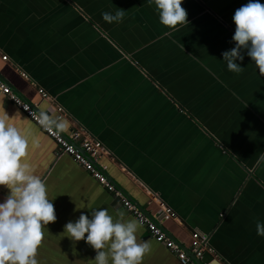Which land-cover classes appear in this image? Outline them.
Listing matches in <instances>:
<instances>
[{"label":"crops","instance_id":"crops-1","mask_svg":"<svg viewBox=\"0 0 264 264\" xmlns=\"http://www.w3.org/2000/svg\"><path fill=\"white\" fill-rule=\"evenodd\" d=\"M247 3L184 0L188 24L171 30L147 0H0L4 80L55 114L44 89L65 111L64 135L76 127L99 140L109 175L147 215L158 214L153 195L170 206L178 219L163 229L188 253L193 231L208 235L214 252L203 264H264L256 230L264 223V76L246 50L240 73L222 56L235 47L233 16ZM119 9L122 23L103 20ZM9 102L0 93V117L28 138L22 163L45 182L57 216L43 229L38 264H90L96 251L68 239L64 226L101 208L135 218ZM9 191L0 186V203ZM136 235L150 242L141 264H180L143 227Z\"/></svg>","mask_w":264,"mask_h":264},{"label":"clouds","instance_id":"clouds-1","mask_svg":"<svg viewBox=\"0 0 264 264\" xmlns=\"http://www.w3.org/2000/svg\"><path fill=\"white\" fill-rule=\"evenodd\" d=\"M184 0H147L159 16V22L171 30L188 24V13L181 6ZM125 10L115 14L104 12L106 23H122ZM236 25L235 47L222 53L230 72L240 73L243 68L242 50L264 76V4L259 0L238 8L233 16ZM33 118L47 131L59 135L67 129V121L47 112L33 113ZM10 117H0V186L9 189V195L0 203V264H38L37 251L44 238L43 229L57 220L54 204L48 198L47 186L40 176L32 174L29 164L22 163L28 155L29 140L9 123ZM37 142L33 141V146ZM126 213L116 217L101 208L88 215L81 214L75 222L64 226L71 241H86L95 251L90 264H141L150 251V242H138L136 233L142 221L125 220ZM257 235L264 237V223L257 222Z\"/></svg>","mask_w":264,"mask_h":264},{"label":"built area","instance_id":"built-area-1","mask_svg":"<svg viewBox=\"0 0 264 264\" xmlns=\"http://www.w3.org/2000/svg\"><path fill=\"white\" fill-rule=\"evenodd\" d=\"M4 61L8 60L7 56L3 57ZM23 79L29 80L26 73H20ZM0 93L3 94L11 103L23 111L35 124H37L44 133L49 136L58 146L57 154L68 155L74 159L76 163L82 166L92 177L103 186L110 194L119 199L121 204L133 215V217L142 221V227L146 229L151 237L166 249L170 250L177 258L180 264H200L205 258L206 253H213L214 249L210 247L209 236L201 232L193 231L191 233V246L189 248L192 257L188 251L176 242L164 229L160 226L162 221L177 220V213L163 202L156 195H153L157 208V215H147L138 204L132 202L124 193L119 190L108 178L107 172L109 166L102 161L104 157L110 158V153L105 149L103 144L93 137L89 132L81 128H74L69 135L62 132L59 135L44 129L36 119L33 113L39 114L38 107L28 101L22 99L16 94L5 80L0 78ZM39 93L43 100H48L54 108L56 116L64 118L65 111L53 101L49 94L39 88ZM159 222V223H158ZM194 257V258H193Z\"/></svg>","mask_w":264,"mask_h":264},{"label":"water","instance_id":"water-1","mask_svg":"<svg viewBox=\"0 0 264 264\" xmlns=\"http://www.w3.org/2000/svg\"><path fill=\"white\" fill-rule=\"evenodd\" d=\"M0 78H2L3 80L5 79V78H3L2 77V75L0 74ZM6 82H7V84L13 89V91L16 93V94H18L22 99H24L23 97H22V95H21V93H19V91L18 90H16L15 88H14V86H12L7 80H5ZM25 101H28V100H26V99H24ZM28 102H30V101H28ZM10 103V102H9ZM31 103V102H30ZM31 104H33V103H31ZM108 173V172H107ZM108 175V177H109V180L118 188V189H120V190H122V192L124 193V195L126 196V197H128L132 202H134L135 204H138L136 201H135V199L126 191V190H124L118 183H116V181L114 180V178L111 176V175H109V173L107 174ZM138 206L142 209V210H144L145 211V209H143V207H141V205H139L138 204ZM159 223V222H158ZM160 224V226H162V228H164L163 227V224H161V223H159ZM166 230V229H165ZM167 231V230H166ZM168 232V231H167ZM169 233V232H168ZM170 234V233H169ZM177 240V239H176ZM178 241V240H177ZM189 255L192 257V254L189 252ZM200 264H203L202 262H199Z\"/></svg>","mask_w":264,"mask_h":264}]
</instances>
